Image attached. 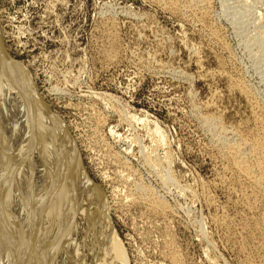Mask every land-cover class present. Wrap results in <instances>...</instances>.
I'll return each mask as SVG.
<instances>
[{"label":"rangeland","instance_id":"1","mask_svg":"<svg viewBox=\"0 0 264 264\" xmlns=\"http://www.w3.org/2000/svg\"><path fill=\"white\" fill-rule=\"evenodd\" d=\"M158 1L0 0V46L32 87L28 101L65 129L128 264H170L171 256L179 264H264L260 243L241 250L238 237L253 214L263 216L261 193L236 184L201 122L211 116L244 137L264 133L241 90L264 114V50L251 40L264 31V0H176L180 14ZM150 201L164 210L153 212Z\"/></svg>","mask_w":264,"mask_h":264},{"label":"bare ground","instance_id":"2","mask_svg":"<svg viewBox=\"0 0 264 264\" xmlns=\"http://www.w3.org/2000/svg\"><path fill=\"white\" fill-rule=\"evenodd\" d=\"M164 2L160 4V8L165 5L172 13L182 12L176 0H165ZM224 4L220 6L223 8ZM188 5L189 3L187 7ZM191 8H186L190 15L194 12ZM243 8L239 10V15L235 14L236 17L230 18L232 23L239 22L241 16L247 12L248 5ZM195 16L194 18L198 20ZM206 16L204 15L203 18ZM261 24L264 26V23ZM215 30L212 29L211 34L214 38L218 37ZM253 36L251 40L255 43L257 52L263 51L264 31ZM4 56L0 46V264H128L124 250L108 221L104 196L87 180L86 173L84 174L81 169L76 150L65 133V129L57 119L48 114L49 112L44 111L45 109L42 105L40 107L35 99L28 101L27 95L32 97L31 94H33L32 87L26 77L20 75L15 66ZM238 85L242 84L238 83ZM241 90L249 100L256 116L255 122L258 126L259 124L263 126V111L254 102L251 91L243 85ZM31 102L33 105L30 104ZM201 120L215 139L216 145L223 150L222 157L229 162L231 171L233 170L232 172L238 175V181L235 183L240 187L246 185L253 193L258 191L261 193L260 202L264 201V133L257 135L250 131L252 135L245 134L248 137H244L239 133L240 131L237 132L238 129L222 126L216 117L205 116ZM154 133L151 134V138L155 135ZM159 136H153L156 144H162ZM160 148L162 149L163 146ZM160 162H157L158 165ZM168 162L169 158L166 155L162 163L166 166ZM154 166L157 167V165ZM170 179L168 171L160 177L161 183L164 184L169 183ZM253 201L254 199L250 202L248 200L250 205L245 206L247 213L253 210L251 207ZM257 202H259L258 199ZM150 203V209L153 212L164 210L158 202L150 201ZM256 209L257 207L255 211H258ZM252 216L248 225L239 229L238 237L244 238L241 241V250L242 248L247 249V246L250 247L258 241L259 250L262 253V256L261 254L259 256L264 258V213L260 219L252 218ZM169 261L170 264H179V261L177 262L172 256Z\"/></svg>","mask_w":264,"mask_h":264}]
</instances>
